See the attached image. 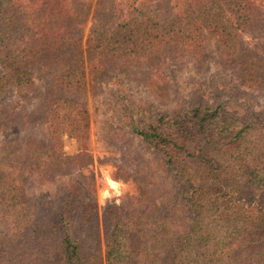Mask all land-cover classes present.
<instances>
[{
    "label": "trees",
    "instance_id": "16d2710c",
    "mask_svg": "<svg viewBox=\"0 0 264 264\" xmlns=\"http://www.w3.org/2000/svg\"><path fill=\"white\" fill-rule=\"evenodd\" d=\"M91 17L81 50L74 35L86 19L81 1L0 0V95L7 86L22 94L32 84L29 68L49 64L45 102L33 121L45 142L28 141L27 158H35L30 148H42L51 170L86 156L60 149L61 135L84 141L88 129L82 53L88 72L102 75L104 61L122 68L162 51L200 55L211 46L238 66L246 84L259 82L261 58L241 45V35L264 26V0H95ZM132 130L181 182L185 217L177 213V197L155 203L140 187L126 207H103V259L89 263L67 227L97 222L95 205L76 201L72 187L55 211L38 217L21 187L1 176L0 264H15L13 237L19 234L37 264H49L56 254L63 264H264V120L192 107Z\"/></svg>",
    "mask_w": 264,
    "mask_h": 264
},
{
    "label": "rangeland",
    "instance_id": "374dc122",
    "mask_svg": "<svg viewBox=\"0 0 264 264\" xmlns=\"http://www.w3.org/2000/svg\"><path fill=\"white\" fill-rule=\"evenodd\" d=\"M78 1L84 4L86 19L77 26L74 35L79 37L83 50L85 37L94 23L91 13L95 0ZM241 45L261 58L256 85L246 84L238 66L222 61L211 46L200 55L162 51L152 61L128 66L131 61L122 68L115 62L104 61L102 75L88 72L89 60L82 53L83 107L88 129L84 141L61 135L60 149L66 155L82 151L86 156L79 164L61 165L54 170L44 163L42 148H30L35 158H27L31 141L45 142L43 128L33 121L45 102L50 82L45 71L49 64H35L28 70L32 84L22 94L7 86L0 95V177L21 187L38 217L55 211L62 192L72 187L76 201L95 205L97 222L85 227L73 222V227H67L77 239L82 258L89 263L103 259V207L109 204L126 207L131 197L138 196L140 187L155 203L177 197V213L185 217L186 211H180L181 182L164 165L160 152L132 128L146 127L161 115L173 118L192 107H217L226 118L239 121L264 120V26L242 33ZM106 177L119 185L116 193L109 190V195L102 197ZM21 235L13 237L15 264H37L33 248ZM49 264H63L62 256L54 255Z\"/></svg>",
    "mask_w": 264,
    "mask_h": 264
},
{
    "label": "bare ground",
    "instance_id": "6f19581e",
    "mask_svg": "<svg viewBox=\"0 0 264 264\" xmlns=\"http://www.w3.org/2000/svg\"><path fill=\"white\" fill-rule=\"evenodd\" d=\"M106 188H104L101 192L102 197H106L109 195V190L116 193L118 188V183L116 181H113L111 178L106 177L105 179Z\"/></svg>",
    "mask_w": 264,
    "mask_h": 264
}]
</instances>
